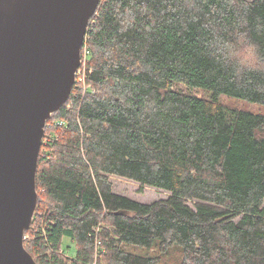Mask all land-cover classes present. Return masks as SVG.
Returning <instances> with one entry per match:
<instances>
[{
    "label": "trees",
    "instance_id": "1",
    "mask_svg": "<svg viewBox=\"0 0 264 264\" xmlns=\"http://www.w3.org/2000/svg\"><path fill=\"white\" fill-rule=\"evenodd\" d=\"M99 5L86 89L45 128L26 249L38 264H159L175 245L182 264H264V113L221 102L264 107V0ZM115 176L170 197L135 201Z\"/></svg>",
    "mask_w": 264,
    "mask_h": 264
},
{
    "label": "water",
    "instance_id": "2",
    "mask_svg": "<svg viewBox=\"0 0 264 264\" xmlns=\"http://www.w3.org/2000/svg\"><path fill=\"white\" fill-rule=\"evenodd\" d=\"M100 2L0 0V264H38L25 233L45 128L72 94Z\"/></svg>",
    "mask_w": 264,
    "mask_h": 264
},
{
    "label": "rangeland",
    "instance_id": "3",
    "mask_svg": "<svg viewBox=\"0 0 264 264\" xmlns=\"http://www.w3.org/2000/svg\"><path fill=\"white\" fill-rule=\"evenodd\" d=\"M246 63H254V56L252 51L250 50L249 54L245 57ZM88 69V65H87ZM83 79H81L82 81ZM86 89V82L85 85H80L79 89L77 91H83ZM176 89H182L186 92H191L194 95L198 97H209L210 94H204L202 90H189L186 87L179 86ZM221 102L226 106L230 108H237V109H245L252 113H264V107L255 104V103H248L242 100L237 99H229L226 96L221 97ZM111 181L114 185V191L116 193L126 196L128 198H131L135 201L141 202V203H152L160 200H165L170 197V193L158 189L155 187L150 186H141L139 183L125 179L120 177H112ZM30 234L25 236L26 238H29ZM63 249L66 251V254L70 257H74L77 252V246L76 244L69 238H65L63 240ZM127 250L137 254V255H152L154 256V252L150 249L140 247V246H134V245H128ZM183 247L179 245H175L174 247H171L165 254L161 255L162 260L159 264H182L183 262Z\"/></svg>",
    "mask_w": 264,
    "mask_h": 264
},
{
    "label": "built area",
    "instance_id": "4",
    "mask_svg": "<svg viewBox=\"0 0 264 264\" xmlns=\"http://www.w3.org/2000/svg\"><path fill=\"white\" fill-rule=\"evenodd\" d=\"M87 65H88V59H87V52L85 51L84 54H82L81 66L79 67V69L76 72L75 84L73 85L74 88L79 89L80 85H82V84L85 85V82L87 79V73H88L87 72L88 71ZM81 79H83V80L81 81ZM95 232H98V230H96ZM100 247H101V241L99 238H97L96 248L99 249ZM98 249L96 250L97 254H98Z\"/></svg>",
    "mask_w": 264,
    "mask_h": 264
}]
</instances>
